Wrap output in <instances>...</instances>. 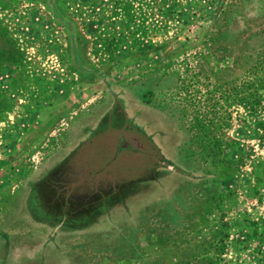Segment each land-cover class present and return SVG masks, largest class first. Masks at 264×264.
<instances>
[{
  "label": "rangeland",
  "instance_id": "1",
  "mask_svg": "<svg viewBox=\"0 0 264 264\" xmlns=\"http://www.w3.org/2000/svg\"><path fill=\"white\" fill-rule=\"evenodd\" d=\"M263 40L264 0H0V264H264Z\"/></svg>",
  "mask_w": 264,
  "mask_h": 264
},
{
  "label": "trees",
  "instance_id": "2",
  "mask_svg": "<svg viewBox=\"0 0 264 264\" xmlns=\"http://www.w3.org/2000/svg\"><path fill=\"white\" fill-rule=\"evenodd\" d=\"M53 12L56 17L59 16L57 11ZM247 59L248 67L240 82L238 83L236 79L225 81L227 88L225 91L228 97L241 102L248 111L251 110L252 104H258L264 114V40L256 49L255 55Z\"/></svg>",
  "mask_w": 264,
  "mask_h": 264
},
{
  "label": "flooded vegetation",
  "instance_id": "3",
  "mask_svg": "<svg viewBox=\"0 0 264 264\" xmlns=\"http://www.w3.org/2000/svg\"><path fill=\"white\" fill-rule=\"evenodd\" d=\"M124 149H126V148H124ZM53 218V217H52ZM51 219V218H50ZM54 219V218H53ZM62 221H64V220H62Z\"/></svg>",
  "mask_w": 264,
  "mask_h": 264
}]
</instances>
